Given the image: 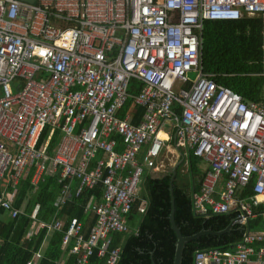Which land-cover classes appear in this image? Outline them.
<instances>
[{
	"label": "built area",
	"instance_id": "1",
	"mask_svg": "<svg viewBox=\"0 0 264 264\" xmlns=\"http://www.w3.org/2000/svg\"><path fill=\"white\" fill-rule=\"evenodd\" d=\"M254 16L262 22L263 96L244 103L202 72L200 37L205 21ZM132 80L140 84L133 105L144 110L138 125L119 117ZM165 126L178 150L206 166L191 200L195 215L233 213L232 226L261 217V231L246 232L231 251L197 252L193 264H264V0H0V183L17 188L32 169L33 185L58 171L59 183L75 181L74 197L102 188L101 201L90 198L84 210L87 237L75 218L64 230L61 246L75 264H88L94 251L117 264L112 235L127 234L136 201L144 213L140 188L156 169ZM46 128L63 134L52 155L37 148ZM98 153L104 159L89 170ZM248 187L252 197H235ZM11 199L0 194V209L14 219ZM37 211L34 225L62 232L55 215L41 223Z\"/></svg>",
	"mask_w": 264,
	"mask_h": 264
},
{
	"label": "trees",
	"instance_id": "2",
	"mask_svg": "<svg viewBox=\"0 0 264 264\" xmlns=\"http://www.w3.org/2000/svg\"><path fill=\"white\" fill-rule=\"evenodd\" d=\"M261 27L260 18L254 16L235 21H205L201 31L202 72L212 76V80L217 85L229 88L238 94L244 103L258 102L263 96V79L260 76L262 73ZM139 90L140 84L132 80L128 86L130 97L123 111L131 108L140 113L142 108L133 105L132 99ZM133 122L136 124L139 121ZM46 134L47 129H44L39 136L37 148L42 146ZM58 135L59 132L54 131L46 149L49 155L55 149ZM186 154L189 165L186 174L192 176L194 182L192 185L188 182L181 183L178 179L180 173L173 182L174 223L183 237L194 235L201 230L222 231L234 219L233 213L202 218L192 211L191 195L199 191L198 181L202 180L203 173L198 168L201 161L191 152ZM57 173L59 177V171ZM30 176L19 182L14 202V207L18 209L27 199L22 214L14 219L8 217L0 220V264H28L37 253L39 259L35 264H75L73 256L66 257L69 247L63 251L61 246L64 230L70 219L75 218L83 225V237H87L91 215L84 213V210L90 198L95 202L101 200L102 190L97 187L92 191H84L78 197L71 195L58 209L53 205L61 186L56 184L57 176L45 177L36 188L30 184ZM143 182L144 192H141V196L147 202L145 213L139 215L137 211L139 202L136 201L127 216L130 232L113 234L109 248H120L117 264H172L176 236L169 220L170 175L165 173L159 177H146ZM34 190L35 192L32 193ZM235 197L248 200L252 197L250 187L244 190L237 189ZM36 205L39 207L37 220L41 223H49L55 215L57 220L63 222L62 232H51L47 235L46 229L37 228L28 239L25 237L32 224L29 215ZM256 209L259 214L263 211L261 205ZM3 212L0 209V214ZM136 219H139V224L135 232ZM261 229V217L258 215L255 219L248 220L245 227L233 225L229 232L222 235H206L196 241L188 242L182 253L181 264H193L197 252L211 249L220 252L231 251L240 242L245 230L255 232ZM104 259L98 258L94 251L88 264H104Z\"/></svg>",
	"mask_w": 264,
	"mask_h": 264
},
{
	"label": "crops",
	"instance_id": "3",
	"mask_svg": "<svg viewBox=\"0 0 264 264\" xmlns=\"http://www.w3.org/2000/svg\"><path fill=\"white\" fill-rule=\"evenodd\" d=\"M201 38V37H200ZM261 101V100H260ZM260 101H258V102H255V103H259ZM143 113H144V110L143 109H141L140 110V113L139 112H136L135 111V109H131V108H128V109H126V110H124V111H122V113L119 115V117L120 118H122V119H124L125 117H127L128 118V120H129V122L132 124V125H138V124H140V123H142V121H143ZM134 120H137V121H139L138 123H134L133 121ZM80 127V126H79ZM79 127L76 129V133H77V131H78V129H79ZM168 129V133L167 134H165L164 132H161V134L164 136V138L166 139L165 141H164V147L162 148V150H161V153H160V155H159V157H158V159H157V161L155 162V164H156V169L155 170H150V171H148L147 172V175L144 177V179L146 178V177H159V176H161V175H163V174H165V173H167V174H169L170 175V179H171V176H172V174H173V172H175V178H174V180L177 178V176H178V173H183V172H185V174H186V172H187V169H188V160L186 159L187 158V154H185L183 151H181V150H178L176 147H175V145H174V141H173V138H174V132H172V130L170 129V128H167V126H165V127H163V129ZM47 129V134H46V137H45V139H44V141L42 142V145L44 144V145H46V146H48V144H49V142H50V139H51V137L53 136V134H54V131H58L59 132V135H58V138H57V144H56V146H55V149L52 151V153L50 154V155H52V154H54V152L56 151V149L58 148V146L60 145V143H61V141H62V132L59 130V129H55L54 131H53V133H51V134H49V132H50V128L48 129V128H46ZM116 141L118 142L119 140L118 139H116ZM171 143V144H170ZM174 156H176V159H177V161L176 162H174L173 161V163L171 164V159L173 160L174 159ZM170 157V158H169ZM104 159V156L102 155V154H100V153H98L97 155H96V157H95V159L94 160H91V162H90V164H89V170L90 169H92L93 167H94V165H96V162H99V161H102ZM206 166L203 164V162L201 161V163L199 164V166H198V168L201 170V172L204 174V170L206 169L205 168ZM30 172H31V174H30ZM32 174H33V170L31 169V170H29V172L21 179V180H24V179H26L29 175H31L30 176V184L32 185V186H34V188H36L37 187V185L40 183V182H42L44 179H45V177H47L46 175H43L42 176V178L40 179V181H38L37 183H36V185H33L32 183H31V177H32ZM57 172H55V174L54 175H56L57 176ZM186 175H188V174H186ZM189 176V175H188ZM58 176H57V179H56V184L58 185V186H60V190L58 191V193H57V196H56V198H55V200H54V203H53V205L56 203V201L61 197V195H62V192H63V190H64V188H63V186H65V185H69V186H67V190H68V195H69V198L71 197V195H74V193H75V191H76V185H77V183L75 182V181H72V182H61V183H59L58 182ZM144 179H143V181H144ZM174 180H173V182H174ZM142 181V182H143ZM202 181V180H201ZM201 181L199 180L198 182L201 184ZM187 182L190 184V185H192L193 184V182H194V178L192 177V176H189V180H187ZM197 182V181H196ZM144 183V182H143ZM60 184V185H59ZM19 185V184H18ZM173 188V187H172ZM100 189L102 190V188L100 187ZM140 190H141V192H144V190H143V187H142V184H141V188H140ZM219 190L220 191H222L223 190V188H222V183L220 184V188H219ZM17 192H18V186H17V188L15 187L14 189H12L11 188V186H9L8 184H6L5 182H3V183H0V194H2V196L4 197V199H10V197H11V195H12V199L10 200V203H11V205H12V207L14 208V209H16V207H14V202H15V200H16V196H17ZM35 192V190L34 191H32V193H34ZM140 192V193H141ZM144 194V193H143ZM194 194H192L191 195V200H192V196H193ZM102 197V196H101ZM100 197V198H101ZM141 197V199H144V201L146 202V200H145V198H143L142 196H140ZM25 200H27V199H25ZM23 201V203L21 204V206H20V208H18V209H16V210H19V212H20V214H22V212H23V208H24V206H25V204H26V201ZM101 201V200H100ZM100 201H98V202H95V203H99ZM140 204V203H139ZM191 204H192V201H191ZM38 208L39 209V207H38V205H36L35 207H34V209L35 208ZM138 207H139V205H138ZM137 207V208H138ZM146 207H147V202H146V205H145V210H144V213H145V211H146ZM33 209V210H34ZM33 210H32V212H33ZM32 212H31V214L29 215V219L32 221V224H31V226H30V228H29V230L27 231V233L25 234V237L28 239V236H31V234H32V232L34 231V230H36L37 228H39V227H37L36 225H34L33 223H34V221L31 219V216H32ZM37 213H38V211H37ZM139 213V212H138ZM144 213H139V215H143ZM36 216H37V214H36ZM35 216V219L37 220V217ZM11 218L10 217V215L8 214V213H6V212H3L2 214H0V220H4V219H6V218ZM53 218V217H52ZM11 219H13V218H11ZM38 221V220H37ZM39 222V221H38ZM232 222V221H231ZM138 224H139V219L137 220H135V223H134V225H135V227H134V230H135V232H136V228H137V226H138ZM129 225H128V223H127V227H128ZM232 227V226H231ZM242 227V226H241ZM243 227H245V226H243ZM41 229V228H40ZM259 231H261V230H259ZM259 231H255V232H259ZM130 231H128L127 233H129ZM246 232H250V233H255V232H252V231H249V230H245L243 233H242V236H243V234H245ZM47 233V235L48 234H50L51 232H46ZM241 236V237H242ZM46 241V240H45ZM45 241H44V243H45ZM44 243H43V245H44ZM43 247V246H42ZM255 247H257L256 245L255 246H253V248H255ZM38 256V257H37ZM39 259V253H37V254H35L34 256H33V258H32V260H31V263L30 264H35L36 263V261ZM29 264V263H28Z\"/></svg>",
	"mask_w": 264,
	"mask_h": 264
},
{
	"label": "water",
	"instance_id": "4",
	"mask_svg": "<svg viewBox=\"0 0 264 264\" xmlns=\"http://www.w3.org/2000/svg\"><path fill=\"white\" fill-rule=\"evenodd\" d=\"M25 1L27 3H32L34 0H22ZM175 138H173L174 141ZM175 178V172H173L171 179H170V194H171V210H170V214H169V220H170V224H171V228L176 236V242H175V248H174V256H173V262L172 264H181L182 261V253L185 247V244L188 242H193L198 240L200 237L202 236H206V235H212V236H219L222 235L224 233H227L230 231L232 223H230L225 229H223L222 231L219 232H212L210 230H201L198 233L188 236V237H183L179 231V229L176 227L175 223H174V205H173V198H172V190H173V180Z\"/></svg>",
	"mask_w": 264,
	"mask_h": 264
},
{
	"label": "rangeland",
	"instance_id": "5",
	"mask_svg": "<svg viewBox=\"0 0 264 264\" xmlns=\"http://www.w3.org/2000/svg\"><path fill=\"white\" fill-rule=\"evenodd\" d=\"M187 77H188V79L192 80V79H194L195 76H194V74L189 73ZM163 132H164L165 134H167V133H168V129L165 128V129L163 130ZM182 151L185 152L184 149H182ZM169 158H170V157H169ZM170 161H171V164L173 163V161L176 162V161H177L176 156H174V159H173V160L171 159ZM149 171H150V170H149ZM147 172H148V171H147ZM147 172H146L145 176L147 175ZM150 172H151V171H150ZM178 179H179V181H180L181 183H182V182H187V180H189V176L186 175L185 172H183L182 174H181V173L179 174Z\"/></svg>",
	"mask_w": 264,
	"mask_h": 264
},
{
	"label": "bare ground",
	"instance_id": "6",
	"mask_svg": "<svg viewBox=\"0 0 264 264\" xmlns=\"http://www.w3.org/2000/svg\"><path fill=\"white\" fill-rule=\"evenodd\" d=\"M159 137L164 138V136L162 134H159Z\"/></svg>",
	"mask_w": 264,
	"mask_h": 264
}]
</instances>
